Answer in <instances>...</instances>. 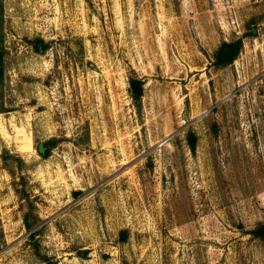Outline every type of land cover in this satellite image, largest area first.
<instances>
[{"label": "rangeland", "instance_id": "374dc122", "mask_svg": "<svg viewBox=\"0 0 264 264\" xmlns=\"http://www.w3.org/2000/svg\"><path fill=\"white\" fill-rule=\"evenodd\" d=\"M0 47V264H264V0H0Z\"/></svg>", "mask_w": 264, "mask_h": 264}, {"label": "trees", "instance_id": "16d2710c", "mask_svg": "<svg viewBox=\"0 0 264 264\" xmlns=\"http://www.w3.org/2000/svg\"><path fill=\"white\" fill-rule=\"evenodd\" d=\"M39 44L42 45V48L43 50H46L47 49V44H45L43 42V40L39 39L35 42V48L37 51H39ZM240 47H241V41H238V42H235L233 44H228V45H225L218 53L217 55V61L215 62L217 65H227V64H230L234 61V59L236 58V56L238 55L239 51H240ZM227 48H230L232 51H233V54L232 56H228V54L226 53V49ZM4 71H5V64H4V51L3 49L0 47V86L3 85L4 83ZM140 84V86H142V84L140 82H138ZM190 143L192 146L193 145V142H192V139H190ZM49 150H47L44 154H41L40 155L42 157H48L49 156ZM251 235L254 237V238H262L264 239V224L259 226L258 228H256L255 230H253L251 232ZM36 237V234L35 233H32L31 235V243L32 245H34L36 247V242H34V238ZM40 259L43 261V262H47L48 259L47 257L45 256H41L40 255Z\"/></svg>", "mask_w": 264, "mask_h": 264}, {"label": "water", "instance_id": "95a60500", "mask_svg": "<svg viewBox=\"0 0 264 264\" xmlns=\"http://www.w3.org/2000/svg\"><path fill=\"white\" fill-rule=\"evenodd\" d=\"M226 53L228 54V56L231 57L232 54H233V51H232L230 48H227V49H226ZM131 86H132V89H133V91L135 92L136 96L141 95V93H142V88H141V86H140V84H139L138 82H136V81H132V82H131ZM38 150H39V152H40L41 154H44V153H45V148H44L43 144H40V145H39ZM78 194H79L78 191H75V192H74V196H77Z\"/></svg>", "mask_w": 264, "mask_h": 264}]
</instances>
